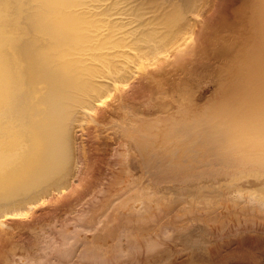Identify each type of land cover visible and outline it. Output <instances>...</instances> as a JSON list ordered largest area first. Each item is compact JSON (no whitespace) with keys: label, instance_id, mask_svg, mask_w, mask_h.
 I'll return each mask as SVG.
<instances>
[{"label":"bare ground","instance_id":"obj_1","mask_svg":"<svg viewBox=\"0 0 264 264\" xmlns=\"http://www.w3.org/2000/svg\"><path fill=\"white\" fill-rule=\"evenodd\" d=\"M195 1L0 0V217L66 185L76 125L185 36ZM251 4L256 25L227 61L222 98L119 122L149 180L264 197V179L238 183L264 174V0Z\"/></svg>","mask_w":264,"mask_h":264},{"label":"rangeland","instance_id":"obj_2","mask_svg":"<svg viewBox=\"0 0 264 264\" xmlns=\"http://www.w3.org/2000/svg\"><path fill=\"white\" fill-rule=\"evenodd\" d=\"M249 2L196 0L185 36L76 125L66 185L0 217V264H264L262 194L210 195L208 183L191 194L185 184L151 181L119 126L162 118L180 97L199 109L222 98L227 61L256 25ZM261 176L238 183L252 188Z\"/></svg>","mask_w":264,"mask_h":264}]
</instances>
